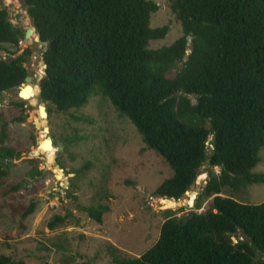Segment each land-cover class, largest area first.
<instances>
[{
  "label": "trees",
  "instance_id": "trees-1",
  "mask_svg": "<svg viewBox=\"0 0 264 264\" xmlns=\"http://www.w3.org/2000/svg\"><path fill=\"white\" fill-rule=\"evenodd\" d=\"M23 4L40 40L49 44L43 56L46 75L39 83L49 117L81 110L93 96L107 99L136 127L147 150L172 170L156 190L159 199L182 200L207 163L221 169L220 176L210 174L204 190L211 200L206 212L177 218L168 210L158 243L140 258L117 264H264V203L254 206L222 197L226 188L264 184V174L253 173L264 151V0H171L183 37L160 50H151L150 44L164 40L170 28L152 29V16L159 11L153 1ZM24 38L0 0V51L5 46L19 50ZM31 56L28 49L16 59L0 61V95L26 84ZM28 110L27 102H12L10 123L25 124ZM8 131L5 119L0 159L6 161L21 155L4 146ZM6 168L0 165V187L9 176ZM43 174L37 166L30 172L33 178ZM43 189L39 184L35 192ZM36 209L33 200L15 212L26 220ZM108 211L87 213L103 224ZM64 223L56 218L50 227ZM239 233L249 242L235 244ZM0 264L15 263L0 256Z\"/></svg>",
  "mask_w": 264,
  "mask_h": 264
},
{
  "label": "rangeland",
  "instance_id": "rangeland-1",
  "mask_svg": "<svg viewBox=\"0 0 264 264\" xmlns=\"http://www.w3.org/2000/svg\"><path fill=\"white\" fill-rule=\"evenodd\" d=\"M150 1L159 6L151 19L152 29L169 27L170 32L164 40L151 42L149 48L170 47L183 37L182 25L171 10V0ZM3 2L13 24L16 25L15 12L9 10L10 4L27 14L23 0ZM23 22L27 24L22 27L25 33L33 28L28 14ZM192 40L190 37L189 47ZM47 48L35 34L26 45L22 42L19 50L5 46L0 51V61H9L31 50L26 68L34 80L33 87L26 85L25 89L32 88L22 95L29 100L25 101L29 107L25 124L10 123L8 118L9 106L21 100L19 91L0 95V133L3 121L9 123V139L4 146L21 153L18 159H0V165H7L9 173L6 185L0 187V205L4 206L0 209V256L11 257L15 264H117L123 259L140 258L158 243L168 210L177 218H184L191 212L203 213L210 208L211 200L204 197V190L210 174L220 176L221 169L205 164L194 186L175 204L155 197L157 188L171 178L172 170L154 151L147 150L136 127L121 118L107 99L93 96L81 110L53 112L48 121L38 117L39 106L48 109L39 89L45 76L43 56ZM191 100L197 101L195 97ZM44 127L50 129L55 149H51L50 142L45 150L39 148L47 138ZM212 141L210 137L209 155L213 151ZM61 146L64 154L59 153ZM35 166L43 176H30ZM59 168L64 175L58 172ZM253 173L264 174V151ZM65 179L69 180L68 187ZM39 184H44V189L36 193ZM14 187L19 189L12 192ZM222 197L259 206L264 203V184L238 191L226 188ZM33 200L37 209L29 218L25 220L15 212L21 205L28 207ZM102 208L109 211L103 224H98L87 211ZM56 218L65 219V223L52 229L50 225ZM239 241L249 242L241 233L233 238L235 244ZM261 259L264 261V256Z\"/></svg>",
  "mask_w": 264,
  "mask_h": 264
},
{
  "label": "water",
  "instance_id": "water-1",
  "mask_svg": "<svg viewBox=\"0 0 264 264\" xmlns=\"http://www.w3.org/2000/svg\"><path fill=\"white\" fill-rule=\"evenodd\" d=\"M9 10L12 11V12H15L16 26H18L19 28L22 29V27L24 26L23 18H24L27 14L22 13V12H20L18 9H16V5H15V4H10V5H9ZM35 34H36V29H35L34 27H33V28H30L29 30H27V31H26V34H25V39H24L23 43L26 45V44L28 43V40H29L32 36H34ZM46 45H47V47H49V44L46 43ZM46 70H47V65H44V73L46 72ZM33 81H34L33 78L29 76V77L26 79V84L23 85V86H21V87L18 89V91H19L18 96H19V99H21L22 101H29L28 99H24V98L22 97V95H23V92L26 91V89H28V88L30 89V88L33 87V86L31 85ZM29 84H30L32 87L29 86L28 88L25 89L24 87H25L26 85H29ZM39 89H40V95H41V93H42L41 88L39 87ZM39 113H40V115H41V117H42L43 120H46V121L49 120V114H48V111H47V107H46V106H44V105L39 106ZM37 120H38V119H37ZM43 133H44L45 135H47V138H46V140H44V141H42V142L40 143V147H39V148H41L42 150H45V149H44V146L46 145V143L50 142V144H51V149H55L54 141H53V139L50 137V133H51V132H50V129H49L48 127H44V128H43ZM35 153H36V154H39V151H36ZM59 153L64 154V148H63L62 146L59 147ZM61 171H62L63 174L65 173L63 169H61ZM64 183H65L66 187L69 186V180H68V179H65V180H64ZM172 202H174L175 204L177 203V202H175V201H172ZM193 214H195V212H191V214H190L189 216H192Z\"/></svg>",
  "mask_w": 264,
  "mask_h": 264
},
{
  "label": "bare ground",
  "instance_id": "bare-ground-1",
  "mask_svg": "<svg viewBox=\"0 0 264 264\" xmlns=\"http://www.w3.org/2000/svg\"><path fill=\"white\" fill-rule=\"evenodd\" d=\"M28 14V13H27ZM29 23V22H28ZM25 24V23H24ZM25 25H27V24H25ZM30 27V26H29ZM33 27V26H32ZM26 34V33H25ZM36 35H37V31H36ZM38 36V35H37ZM39 37V36H38ZM25 39V38H24ZM24 41V40H23ZM45 44V43H44ZM45 65V64H44ZM44 67V66H43ZM45 75H46V72L44 73ZM45 77V76H44ZM47 111H48V109H47ZM49 114V113H48ZM38 117H41V115H40V113H39V116ZM42 123V122H41ZM44 123V122H43ZM43 137H45L44 135H43ZM44 149H45V147H44ZM47 149V148H46ZM50 164H51V161L49 160V161H47V166L50 168ZM53 165H56V163H53ZM57 167V166H56ZM58 168V167H57ZM58 172H61V175H64L63 173H62V171H61V168H59V171Z\"/></svg>",
  "mask_w": 264,
  "mask_h": 264
}]
</instances>
